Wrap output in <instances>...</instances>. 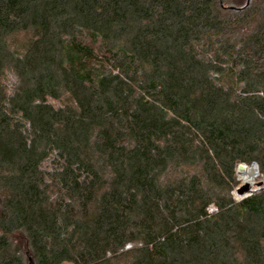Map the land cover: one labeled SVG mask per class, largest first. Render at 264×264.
<instances>
[{
	"label": "trees",
	"instance_id": "trees-1",
	"mask_svg": "<svg viewBox=\"0 0 264 264\" xmlns=\"http://www.w3.org/2000/svg\"><path fill=\"white\" fill-rule=\"evenodd\" d=\"M264 0H0V264H264Z\"/></svg>",
	"mask_w": 264,
	"mask_h": 264
},
{
	"label": "water",
	"instance_id": "water-1",
	"mask_svg": "<svg viewBox=\"0 0 264 264\" xmlns=\"http://www.w3.org/2000/svg\"><path fill=\"white\" fill-rule=\"evenodd\" d=\"M248 165L245 163H240L238 165V169H237V173L238 174H243L245 171H247ZM251 187V183L250 182H245L244 184L240 185V187L238 186L237 188V192L239 195H244L247 191L250 190ZM30 264H35L33 261V258H30Z\"/></svg>",
	"mask_w": 264,
	"mask_h": 264
},
{
	"label": "built area",
	"instance_id": "built-area-1",
	"mask_svg": "<svg viewBox=\"0 0 264 264\" xmlns=\"http://www.w3.org/2000/svg\"><path fill=\"white\" fill-rule=\"evenodd\" d=\"M246 164V163H245ZM248 165V164H247ZM251 165H255L256 166V168H257V173H256V176L254 177V178H258L259 179V181H257V182H255V183H251V185H256V189L255 190H259V189H261V188H264V175H262L261 173H260V170H259V166H258V164L256 163V162H253V163H251L250 165H248V166H251ZM237 176H238V178L240 177L241 178V174H238L237 173ZM243 177V176H242ZM253 178V179H254ZM252 179V180H253ZM248 182V181H247ZM244 196H242L241 198H243Z\"/></svg>",
	"mask_w": 264,
	"mask_h": 264
},
{
	"label": "rangeland",
	"instance_id": "rangeland-1",
	"mask_svg": "<svg viewBox=\"0 0 264 264\" xmlns=\"http://www.w3.org/2000/svg\"><path fill=\"white\" fill-rule=\"evenodd\" d=\"M249 165H250V164H249ZM242 176H243V177H242ZM242 176H241V178H240V177L238 178V180H240V185H242V184H244L245 182H247V181H246V175H242ZM257 181H259V179H258V178H254L253 180L250 181V183H255V182H257ZM248 182H249V181H248ZM240 185H238V186L240 187ZM255 189H256V185H251L250 190L247 191L244 195H239L238 192H237V190L235 191V195H236V197H237L238 199L241 198L242 196L246 197V196H248V195H250V194L252 193V190H253V191H256ZM65 264H70V263H65Z\"/></svg>",
	"mask_w": 264,
	"mask_h": 264
},
{
	"label": "bare ground",
	"instance_id": "bare-ground-1",
	"mask_svg": "<svg viewBox=\"0 0 264 264\" xmlns=\"http://www.w3.org/2000/svg\"><path fill=\"white\" fill-rule=\"evenodd\" d=\"M256 173H257L256 166L255 165H251V166H248L247 171H245L241 175H246V181L250 182L256 176Z\"/></svg>",
	"mask_w": 264,
	"mask_h": 264
}]
</instances>
